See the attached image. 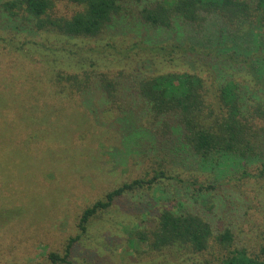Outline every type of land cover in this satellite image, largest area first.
<instances>
[{
	"label": "rangeland",
	"instance_id": "obj_1",
	"mask_svg": "<svg viewBox=\"0 0 264 264\" xmlns=\"http://www.w3.org/2000/svg\"><path fill=\"white\" fill-rule=\"evenodd\" d=\"M76 10L72 4L57 5L59 15L71 16ZM17 29L11 22L0 21V264H51L48 254L62 253L67 240L79 234L84 210L125 183L152 178L159 169L160 155H145L143 135L152 123L147 112L142 108L129 114L112 108L98 73L140 78L187 71L200 73L213 87L230 76L216 79L207 71L157 60L147 47L148 31L64 42L56 36L36 35L29 27L20 34ZM174 38L168 36V40ZM63 47L67 51L61 56L56 50ZM70 56L75 57L72 66ZM60 69L96 70L91 73L95 78L87 91L78 92L65 81L56 83ZM263 164L222 158L205 167L214 168V173L207 170L214 176L212 183H224L217 202L206 207L216 233L231 229L234 247L258 256L264 254ZM200 166L187 170L163 163L162 168L172 178L195 177L202 184L210 183ZM246 168L249 175H242ZM165 189L169 200L184 201L179 192H189L176 186ZM150 194L126 195L128 203H119L94 220L75 250L74 264H205L207 258L215 264L218 248L175 258L150 254L145 244L129 246L130 230L144 227L150 217L141 204ZM161 194L162 187L157 190ZM196 199L191 202L204 208L210 196L197 194Z\"/></svg>",
	"mask_w": 264,
	"mask_h": 264
},
{
	"label": "trees",
	"instance_id": "obj_2",
	"mask_svg": "<svg viewBox=\"0 0 264 264\" xmlns=\"http://www.w3.org/2000/svg\"><path fill=\"white\" fill-rule=\"evenodd\" d=\"M61 3L72 4L77 10L71 16L59 15L57 5ZM0 21L15 24L18 34L29 27L36 35L56 36L64 42L148 31L147 47L157 60L188 65L215 78L230 76L213 87L200 73L187 71L140 78L98 73L112 108L129 114L142 108L147 112L152 123L143 135V140L147 139L145 155H160L159 169L152 178L125 183L84 210L79 234L67 240L62 253L48 254L51 264H74L75 250L93 221L115 205L128 203L126 195L140 192L152 195L141 203L150 217L144 227L137 225L130 230V247L145 244L150 254L175 258L218 248L220 253L213 256L217 264H264V254L258 256L234 247L231 229L216 233L206 207L221 196L224 183H212L215 179L208 171L214 173V168H205L222 158L264 162V0H4L0 3ZM172 34L176 38L168 40ZM66 51L65 47L56 50L61 56ZM74 58L70 56V66ZM94 71L60 69L54 79L58 85L65 81L71 90L84 92L92 85ZM163 163L187 170L201 164L210 183L202 184L195 177L172 178L162 168ZM247 170L241 174L249 175ZM170 180L173 183H165ZM173 186L189 191L179 192L184 201H178V197L169 200L165 188L174 190ZM161 187L163 194L157 195ZM197 194L205 199L210 196L204 208L191 202ZM211 261L207 258L204 262Z\"/></svg>",
	"mask_w": 264,
	"mask_h": 264
}]
</instances>
